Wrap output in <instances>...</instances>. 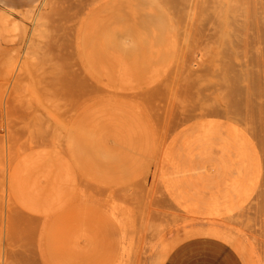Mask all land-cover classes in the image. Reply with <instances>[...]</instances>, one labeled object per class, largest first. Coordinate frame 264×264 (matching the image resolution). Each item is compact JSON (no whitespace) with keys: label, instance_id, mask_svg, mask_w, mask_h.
I'll return each mask as SVG.
<instances>
[{"label":"rangeland","instance_id":"374dc122","mask_svg":"<svg viewBox=\"0 0 264 264\" xmlns=\"http://www.w3.org/2000/svg\"><path fill=\"white\" fill-rule=\"evenodd\" d=\"M222 1L0 0V264H164L207 228L264 264V127L223 80L264 0Z\"/></svg>","mask_w":264,"mask_h":264},{"label":"bare ground","instance_id":"6f19581e","mask_svg":"<svg viewBox=\"0 0 264 264\" xmlns=\"http://www.w3.org/2000/svg\"><path fill=\"white\" fill-rule=\"evenodd\" d=\"M218 1V0H217ZM220 2H222L223 3V1L222 0H219L218 2H216V0H213V8H215L214 10H217V12L219 11L220 13L223 11V6H221L220 5ZM231 2V1H230ZM229 3V2H228ZM224 4V3H223ZM231 5V4H230ZM229 4H228V6H227V10L229 9ZM219 8V9H218ZM220 8H222V10L220 9ZM1 10V9H0ZM4 10V9H3ZM45 11H47V10H45ZM5 12V11H4ZM8 12H9V10H8ZM7 12V13H8ZM6 13V14H7ZM10 14V13H9ZM221 14H223V13H221ZM221 14H219L218 16L221 18L222 17V15ZM226 14H228V13H226ZM232 14V16L231 15H229V16H231V17H233V20H234V13H231ZM237 16V15H236ZM39 18V17H38ZM37 18V19H38ZM219 18V19H220ZM223 18V17H222ZM229 18V17H228ZM232 19V18H231ZM240 19V18H239ZM34 20V19H33ZM226 19H224V21H225ZM220 21H222V20H220ZM226 21H229V20H226ZM232 21V20H231ZM230 21V22H231ZM240 21V20H239ZM35 22V21H34ZM236 23V22H235ZM241 23V22H240ZM225 23L222 21V23H219V28H221L222 30L220 31L219 30V34L221 35V32L223 31V29H224V25ZM227 24V23H226ZM237 24V23H236ZM242 24V23H241ZM248 24V23H247ZM228 25V24H227ZM226 25V26H227ZM229 26V25H228ZM227 26V27H228ZM231 28V27H230ZM229 28V29H230ZM246 28V27H245ZM258 28V27H257ZM262 28V27H261ZM22 29V28H21ZM242 29H244V27L242 28ZM20 30V24L18 23V21L16 22V21H10L9 20V18H8V16H4V15H0V35H6V34H10L9 36H11L13 33L15 34V33H17V31H19ZM228 30V29H227ZM245 30V29H244ZM229 31H231V29L229 30ZM237 33V32H236ZM40 34V33H39ZM226 34L227 33H223V35L225 36V37H228V36H226ZM254 34V33H253ZM219 35V40L221 39V36ZM222 35V41L223 42H225V40L227 41L228 40V43L230 44L231 42H232V40H230V38H227V39H225V37ZM16 36V35H15ZM14 36V37H15ZM23 36V35H22ZM18 37V36H17ZM230 37V36H229ZM255 37V36H254ZM0 38H2V36L0 37ZM10 38V37H9ZM16 38V37H15ZM25 38V37H24ZM49 39V38H48ZM239 39V38H238ZM30 40V39H29ZM234 40V39H233ZM240 40H242V38H240ZM256 40V39H255ZM12 41H14V40H12ZM221 41V40H220ZM237 41V40H236ZM258 41V40H257ZM238 42H240L241 43V41H239L238 40ZM238 42H237V44H238ZM260 42V41H259ZM47 43V42H46ZM242 43H244V44H240V45H245V47H246V43H245V41H242ZM257 43V42H256ZM33 45H34V43H33ZM53 45H55V44H53ZM240 45H238L240 48H238V46L237 47H233V45L232 46H230V52H226V56H224V57H226L227 58V60L225 59V63H226V65H224L225 67H224V69H223V80H224V84H226V86H225V90H226V88H229V89H227V91H226V95H228V93H229V95L231 96L232 94H234V95H236L235 93H237V92H239V94H240V96L242 95V98L241 97H239L238 95V99L236 100V99H233V100H236L235 101V103H233L232 102V99H231V103L230 104H234V105H236V103L238 102V104H239V106H234V107H238V108H240L239 110L241 111V107H246V110H248L247 112H251L252 111V109H256L255 111H257V115L259 114V119L262 121L261 123L262 124H260V123H258L257 121H255L256 119V117H258V116H255V117H253L252 116V114L251 113H249L250 115H247V117L246 118H248V119H250V117H251V119L252 118H254L253 119V121H252V124H253V122L255 123L254 124V126L256 125V123L258 124V125H260V126H262V127H264V60L263 59H261L260 58V60L258 59H251L250 57L248 58L247 56H246V52H245V50H244V47L243 46H240ZM235 46V45H234ZM256 46H257V44H256ZM18 47V46H17ZM21 47V46H20ZM19 47V48H20ZM18 48V49H19ZM35 48V47H34ZM39 48V47H38ZM234 48H236V49H234ZM16 49V48H15ZM54 49V48H53ZM222 49V48H221ZM240 49V50H239ZM21 50V49H20ZM45 50V49H44ZM52 50V49H51ZM57 50V49H56ZM258 50V49H257ZM54 51V50H53ZM27 52V51H26ZM49 52V51H48ZM27 53H30V51H28ZM45 54V53H44ZM50 54V53H49ZM256 54V53H255ZM40 56H42L41 54H40ZM50 56V55H49ZM262 58H264L263 56H262ZM219 59V58H218ZM221 59V58H220ZM48 61V60H47ZM58 61V60H57ZM227 61V62H226ZM234 62H236V67L238 66L239 67V71L237 72H235L234 70V68H235V66H234ZM48 63V62H47ZM232 63H233V65H232ZM11 64V63H10ZM46 64V63H45ZM47 65V64H46ZM234 68H233V67ZM237 67V68H238ZM51 68H53V67H51ZM50 68V69H51ZM222 68V67H221ZM234 69V70H233ZM214 75V74H213ZM225 77V78H224ZM55 78V77H54ZM213 78V77H212ZM214 80V79H213ZM218 80V79H217ZM220 82V81H219ZM221 83V82H220ZM239 85V86H238ZM215 86V85H214ZM218 86V85H217ZM235 87L237 88V91H236V89H235ZM222 88V87H221ZM228 90L230 91V92H228ZM235 92V93H234ZM42 93V92H41ZM238 94V93H237ZM228 95V97H230ZM233 95V98H235L236 96H234ZM223 96V95H222ZM228 97H227V99H228ZM222 98V97H221ZM237 98V97H236ZM42 99V98H41ZM240 99V100H239ZM241 99H244V103L241 101ZM228 101V100H227ZM239 101H241V103L239 102ZM240 104H242V105H240ZM227 105V104H226ZM229 105V104H228ZM230 107H233V106H231L230 105ZM233 107V108H234ZM232 108V109H233ZM237 108V109H238ZM237 109H233V110H236L237 111ZM245 109V108H244ZM244 109H242V111L244 110ZM238 110V111H239ZM246 110H245V112H246ZM236 111H234V112H236ZM255 111H252V113H254V115H255ZM244 112V111H243ZM246 112V113H247ZM230 113V112H229ZM246 113H244V116H245V114ZM239 115H240V113H238ZM242 114V113H241ZM237 115V114H236ZM240 116H242V115H240ZM242 118H243V116H242ZM244 119V118H243ZM245 121H246V119H245ZM251 122V121H250ZM245 124V123H244ZM248 124V123H247ZM258 125H257V129L259 128L258 127ZM249 126V125H248ZM247 126V127H248ZM249 128H250V126H249ZM248 128V129H249ZM255 128V130L257 131V129ZM252 129V128H251ZM255 130H253L252 129V131L254 132ZM259 130V129H258ZM264 130V129H263ZM262 130V131H263ZM261 131V130H260ZM257 132H259V131H257ZM256 133V132H255ZM262 133V132H261ZM258 134V133H257ZM260 134V133H259ZM258 134V135H259ZM263 134V133H262ZM261 134V136L260 137H264L263 135ZM257 135V136H258ZM256 137V136H255ZM264 139V138H263ZM257 140V139H256ZM262 141V140H261ZM264 141V140H263ZM263 144V143H262ZM262 148V147H261ZM111 209V208H110ZM203 228V227H202ZM184 231V230H183ZM200 232V231H199ZM201 233H203V234H206V235H210V236H215V237H218V238H221V239H224L225 241H230L231 240V238H230V235L228 234V232H225V231H222V230H218V229H215V228H207V230L206 231H201ZM152 247H153V245H152ZM167 250V249H166Z\"/></svg>","mask_w":264,"mask_h":264},{"label":"crops","instance_id":"0c3cea01","mask_svg":"<svg viewBox=\"0 0 264 264\" xmlns=\"http://www.w3.org/2000/svg\"><path fill=\"white\" fill-rule=\"evenodd\" d=\"M164 264H244L239 253L225 240L199 235L179 243Z\"/></svg>","mask_w":264,"mask_h":264}]
</instances>
